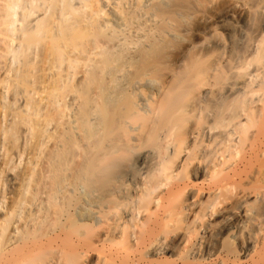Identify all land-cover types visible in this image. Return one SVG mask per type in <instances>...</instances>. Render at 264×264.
I'll return each mask as SVG.
<instances>
[{
    "label": "bare ground",
    "instance_id": "6f19581e",
    "mask_svg": "<svg viewBox=\"0 0 264 264\" xmlns=\"http://www.w3.org/2000/svg\"><path fill=\"white\" fill-rule=\"evenodd\" d=\"M0 264H264V0H0Z\"/></svg>",
    "mask_w": 264,
    "mask_h": 264
}]
</instances>
